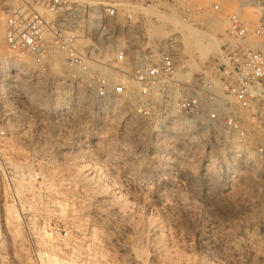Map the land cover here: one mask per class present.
I'll list each match as a JSON object with an SVG mask.
<instances>
[{"label":"rangeland","instance_id":"374dc122","mask_svg":"<svg viewBox=\"0 0 264 264\" xmlns=\"http://www.w3.org/2000/svg\"><path fill=\"white\" fill-rule=\"evenodd\" d=\"M153 1L143 9L153 21L156 16L151 9H173L198 27L203 25L195 17L229 14L225 25L213 29L215 33L212 30L218 47L232 16L250 20L252 31L261 29L245 43L264 41V0H254L261 9L255 7L254 14L243 17L245 7L254 6L249 0L237 1V13L233 1L203 0L201 6L194 0ZM243 2L247 6L242 7ZM0 20L4 26L1 11ZM0 49L14 55L5 44L0 43ZM213 53L195 54L194 61L199 67ZM35 80L47 100L36 104L28 99L30 106L26 101L24 105L31 124L43 126L32 133L35 139L46 140L44 146L3 151L17 168L15 164L29 151L41 159L39 167L45 177L28 180L29 210L25 215L17 210V240L11 238L2 219V204L8 201L0 189L4 235L0 264H45L41 252L66 264H264V161L257 155L264 142L246 138V124L255 119L251 111L246 123L237 112L245 134L243 144L224 122L221 133H226L218 137L212 130L173 131L161 126L160 115L139 114L132 98L128 109L103 107V99L94 94L90 99L78 101L71 96L55 102L51 94L62 89L54 85L46 92L41 81ZM131 119L137 126H130ZM8 135L13 141L21 140L18 132ZM239 144L252 147L256 155L245 158L236 151ZM45 181H51L52 187ZM24 216L34 232L45 226L57 232L55 238L46 243L37 235L31 248Z\"/></svg>","mask_w":264,"mask_h":264},{"label":"built area","instance_id":"2783aa9c","mask_svg":"<svg viewBox=\"0 0 264 264\" xmlns=\"http://www.w3.org/2000/svg\"><path fill=\"white\" fill-rule=\"evenodd\" d=\"M153 2L0 0L5 18L4 44L34 62L28 69L17 67L20 74L12 67L3 70L0 62V189L8 203L23 215L29 210L27 191L18 184L45 177L39 167L41 159L28 151L21 161L23 166L17 168L3 149L36 148L44 146L46 140L34 138L32 132L41 131L43 126L32 125L26 117L24 102L30 106L28 93L19 91L16 84L39 79L46 92L62 83L71 93H76L80 84H88L100 99L122 94V80L110 83L100 67H90L101 44L111 43L106 47L109 58L101 64L136 84L131 98L139 114L184 116L194 122L195 131L212 130L213 135L215 126L224 122L245 144L237 114L238 108H243L251 111L253 121L264 130V51L245 43L249 36L260 32V27L250 32L240 17L232 16L218 49L192 71L189 56L182 51L180 33L149 34L147 24L153 20L143 9ZM56 52L63 54L58 74L49 70V59ZM208 70L216 75V84L206 76ZM11 132L20 133L21 140L13 141L11 135L7 136ZM257 155L260 159L264 156V145L258 147ZM24 225L31 248H35L37 235L48 243L57 234L45 226L34 232L25 216Z\"/></svg>","mask_w":264,"mask_h":264},{"label":"bare ground","instance_id":"6f19581e","mask_svg":"<svg viewBox=\"0 0 264 264\" xmlns=\"http://www.w3.org/2000/svg\"><path fill=\"white\" fill-rule=\"evenodd\" d=\"M194 1H198L197 3L200 4L199 6H201V4H203V0H194ZM226 1H233L232 3H234V4L232 5V9L237 13L239 8H240L237 4V1H242V0H224L225 3H226ZM248 2L253 3L254 6L245 7V6H247L246 4ZM248 2H246V3L243 2V4H242V7H245L244 14L241 15L242 17L245 15H248L250 13H251V15L254 14L256 11L255 7L256 8L258 7V9H261L259 6H257L258 3L256 4L254 2V0H249ZM182 4H183V2H182ZM228 4H229V2H228ZM228 4H227V6H228ZM152 7H153V5H152ZM190 7H191V5L189 6V8ZM174 8H176V7L174 6ZM228 8H229V6H228ZM185 9H186V7H185ZM160 10L159 9L158 10L157 9L156 10L151 9V12L156 16V19L154 21L148 22V24H147V29H148L149 34L154 35V36H166L171 31H176V32L180 33L182 51H183V53H185L189 56L188 60L190 61L189 63H190V66L192 69L198 68V66L196 64L197 62L194 61L195 54H198L199 57H204L208 53H210L212 51L215 52L218 49L217 44H218L219 40L214 36L215 30H213V29L219 28L221 25H225L228 22V15L229 14L227 16L226 15H223V16L211 15V17L203 16V17H200L199 19H195L196 18L195 17L194 20L203 25L201 27H198L193 22H189V21L185 20V18L183 19L181 17V14L178 15L180 12L177 14L176 11H174L173 9H170V11L168 10V12H165V10H164V12L160 11ZM197 12H198V14H200L199 11H197ZM155 16H154V18H155ZM191 17H192V15H191ZM187 18H190V16L186 17V19ZM242 20L248 25V28L251 32L252 31V29L250 28L251 24H249L250 20L248 21V19L246 20L244 18ZM212 30L214 31V33H212ZM0 43H2L4 45V26L2 25L1 20H0ZM110 44H105V43L101 44L99 47V52L95 56V60H90L89 64H90V67H92V68L100 67L101 72L108 78L110 83L114 80L119 79V80H122L124 85H125V91L121 95L112 94V95H109V96L103 98V102H102L103 107H109V106L111 107L112 106V108L114 107V109H115V107L122 108V109H128V99H130L132 97V95L135 93L136 84L134 83L133 80H131L129 78H125L124 76L119 74L117 71H114V70H112L106 66H103L101 64V61H104V60L109 58V53L106 50V47H108ZM116 44H118V41H116ZM250 44L252 46H254L256 48H260L264 51V41L260 40V41L254 42L252 40V42ZM11 54L12 53H10V51H8V50L0 49V62H3V70L8 69V67H12V68H15L17 70V72L20 74V73H22V71L21 70H20V72L18 71V69H17L18 66H20L24 69L25 68L28 69L29 67L31 68V66L34 65L33 59L28 55L15 54V53H14V55H11ZM62 55L63 54L61 52H56L49 59V70L51 72L59 71L60 69L62 70V68H61ZM101 57H102V59H101ZM196 58H197V56H196ZM205 74L212 82H214L215 84L217 83L216 82L217 81L216 75L211 73L210 70L206 71ZM34 81H36V80H34ZM38 83H39V80H38ZM39 85H41V84H39ZM39 85L37 83H33V82L25 83L24 81H22L21 84L17 85V88L21 92L26 91L28 93V99H30L31 102H34V103L37 102L36 104H45L47 97L41 93V89H40L41 86H39ZM57 87L59 89H62V91L60 92L58 89L57 90L55 89L56 91H54L53 94H51V99L53 98L55 100V102L59 99H61V101L62 100L65 101L66 98H69L71 96H74V98H76L78 101L80 99H86V98L90 99L93 97V91L88 90L85 87V84H80L78 86L76 93H74V94H72L71 92H68L69 88H66V86L64 84L56 85V88ZM75 100L73 99V101H75ZM78 101H76V102H78ZM81 101H83V100H81ZM58 102H60V101H58ZM83 103H84V101H83ZM221 108L222 107H220L219 109H221ZM238 113L241 116L242 123H246L249 121L248 113L245 109L238 108ZM157 120L159 122H161V126L173 129V131H175V129H179V130L185 129L186 130V131H184L185 133L188 132L189 130L193 129V127L195 126L194 122H192L190 119H187L184 116H172L170 118L157 117ZM250 121H251V119H250ZM134 122H136V121H134V119L133 120L131 119L130 126L131 125L137 126V124L134 125ZM246 126H247L246 127L247 128L246 138L248 137V139H250L254 142H264V137H263L264 134L262 132V128H261V126H259L257 124V122L253 121L252 124L249 123V124H246ZM159 128H160V126H159ZM221 130H222L221 125L215 126V129H214L215 137L223 136L224 133H226V132H223V134H222ZM179 132H181V131H179ZM219 132L221 133V135L219 134ZM193 136L194 135H191V137H193ZM237 146L238 147H237L236 151L242 152V154L244 155L245 158L252 159L254 157V155H256V152H253L254 150H252V147H250V146H247V145L245 146L243 144H239ZM8 148L10 150L11 149L16 150L15 148H11V147H8ZM8 148H7V150H8ZM8 153H10V152H8ZM260 160L264 161V156L261 157ZM15 165L20 166V167L23 166V164L20 162H19V164L16 163ZM46 184H47V186H51L52 182L47 181ZM18 185L22 188H31V183L28 180H21ZM31 203H33V202L31 201ZM2 205L4 206L3 209H1L2 210V212H1L2 213V215H1L2 219L4 220L6 228H8V231L10 233L11 238L13 240H17L16 238H17L18 234L20 233L19 232L20 230H18V227H17V225H19L18 222L17 223H15V222L17 220H19V213L20 212H18L17 209L14 206L10 205L9 203L6 204V202H4ZM30 207H33V206L31 205ZM46 210H49V208H46ZM63 210H64V205L61 204L60 211H63ZM3 244H4V235L0 229V245H3ZM44 256H46V258ZM40 258H41V260L42 259L44 260V263L46 261V263H48V264H66L63 261L61 262L55 255H50L47 253L45 254L44 252L40 253Z\"/></svg>","mask_w":264,"mask_h":264}]
</instances>
